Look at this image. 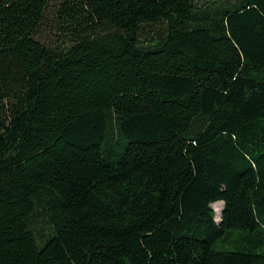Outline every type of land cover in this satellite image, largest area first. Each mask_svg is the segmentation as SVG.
<instances>
[{
  "label": "trees",
  "instance_id": "16d2710c",
  "mask_svg": "<svg viewBox=\"0 0 264 264\" xmlns=\"http://www.w3.org/2000/svg\"><path fill=\"white\" fill-rule=\"evenodd\" d=\"M0 264H264V0H0Z\"/></svg>",
  "mask_w": 264,
  "mask_h": 264
},
{
  "label": "rangeland",
  "instance_id": "374dc122",
  "mask_svg": "<svg viewBox=\"0 0 264 264\" xmlns=\"http://www.w3.org/2000/svg\"><path fill=\"white\" fill-rule=\"evenodd\" d=\"M195 1H197L199 4H204L205 5V4L209 3V1H215L216 4H219L220 2H222L224 0H195ZM46 29H47V27L44 30H46ZM52 33H53V31H50L49 27H48V29L44 32L43 35H47L50 38H52L53 37ZM214 206H217L220 209V212H221L222 205L219 202L211 205L212 210L214 211V214H215V216H214L215 222L218 223L219 222L220 212L218 213L219 214L218 215L217 212H215ZM242 236H244V232H242V231H233L225 238V242L224 243H226V244L224 245V243L222 241H220L217 244L218 245L217 248L218 249H222L224 247V249H226V250L235 251V250L239 249L241 247V245H242V243H240V241H239Z\"/></svg>",
  "mask_w": 264,
  "mask_h": 264
},
{
  "label": "bare ground",
  "instance_id": "6f19581e",
  "mask_svg": "<svg viewBox=\"0 0 264 264\" xmlns=\"http://www.w3.org/2000/svg\"><path fill=\"white\" fill-rule=\"evenodd\" d=\"M220 203V202H219ZM221 204V203H220ZM222 205V204H221ZM215 208V212L219 213L220 212V209L217 207V206H214ZM219 215V214H218Z\"/></svg>",
  "mask_w": 264,
  "mask_h": 264
},
{
  "label": "water",
  "instance_id": "95a60500",
  "mask_svg": "<svg viewBox=\"0 0 264 264\" xmlns=\"http://www.w3.org/2000/svg\"><path fill=\"white\" fill-rule=\"evenodd\" d=\"M221 213V212H220Z\"/></svg>",
  "mask_w": 264,
  "mask_h": 264
}]
</instances>
